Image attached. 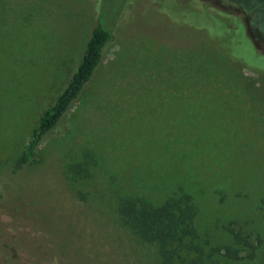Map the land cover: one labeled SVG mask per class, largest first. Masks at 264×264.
Returning <instances> with one entry per match:
<instances>
[{"label":"rangeland","instance_id":"obj_1","mask_svg":"<svg viewBox=\"0 0 264 264\" xmlns=\"http://www.w3.org/2000/svg\"><path fill=\"white\" fill-rule=\"evenodd\" d=\"M99 25L103 63L24 165ZM180 187L201 232L264 241V0H0V264H163L119 205Z\"/></svg>","mask_w":264,"mask_h":264},{"label":"trees","instance_id":"obj_2","mask_svg":"<svg viewBox=\"0 0 264 264\" xmlns=\"http://www.w3.org/2000/svg\"><path fill=\"white\" fill-rule=\"evenodd\" d=\"M111 40V34L101 25L93 30L76 72L29 138L24 165L33 161L41 144L60 125L93 79ZM88 162L84 161L83 167L79 164L70 168L73 181L91 178ZM199 214L195 197L183 187L161 204L136 196L123 198L119 205L121 224L142 241L156 246L163 264H242L256 259L257 251L264 246L260 234L237 230L235 221L216 222L211 229L201 232L197 224ZM223 235L228 240L217 242L216 237Z\"/></svg>","mask_w":264,"mask_h":264}]
</instances>
